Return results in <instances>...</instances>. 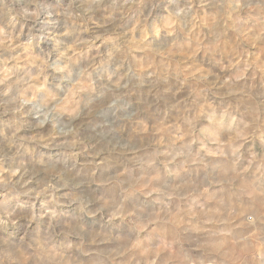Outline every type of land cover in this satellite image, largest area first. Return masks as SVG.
Returning a JSON list of instances; mask_svg holds the SVG:
<instances>
[{
  "label": "clouds",
  "instance_id": "1",
  "mask_svg": "<svg viewBox=\"0 0 264 264\" xmlns=\"http://www.w3.org/2000/svg\"><path fill=\"white\" fill-rule=\"evenodd\" d=\"M0 264H264V0H0Z\"/></svg>",
  "mask_w": 264,
  "mask_h": 264
}]
</instances>
